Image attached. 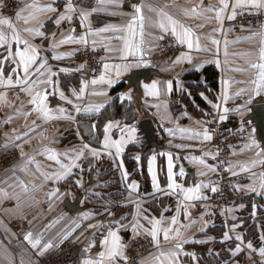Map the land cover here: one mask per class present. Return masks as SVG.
Segmentation results:
<instances>
[{"label": "crops", "instance_id": "crops-1", "mask_svg": "<svg viewBox=\"0 0 264 264\" xmlns=\"http://www.w3.org/2000/svg\"><path fill=\"white\" fill-rule=\"evenodd\" d=\"M32 3L51 5L57 11L38 13L37 18L26 25L23 20H17L16 14L27 16L34 12L27 7ZM67 3L68 0H21L14 14L0 12V17L10 19L21 36L38 49V60L28 73L30 82L37 80L36 70L41 62H46L47 69L56 73L51 77V84L37 83L31 94L22 91V86L0 85V150L17 152L16 158L0 169V264H41L42 256L67 241H75L79 246L74 264L97 261L99 254L106 252L101 241L107 237L111 242L109 231L117 232L125 252L128 240L134 236L143 234L152 239L149 232L153 219L161 221L160 229H172L170 237H174L177 230L180 237L166 241L160 231L158 247L152 241L150 251L139 259L125 262L117 257L116 264H169L170 261L175 264H253L254 257L264 258L259 254L264 248V190H260L259 179L264 172V166L259 163L264 158V148L255 125L243 121L254 104L264 102V91L255 94L253 81L258 70L251 67L259 62L264 8H253L245 3L234 9L236 0H227L228 7L218 22L216 11L222 7L220 0H71L75 8L72 13L65 12ZM133 5L142 6L144 16L143 37L139 35V22L135 37V42L142 41V55L124 60L121 59L126 52L124 39L112 37L132 38L127 25L134 15ZM209 6L212 11L206 10ZM193 8L195 12L191 11ZM243 9L262 15L258 27L224 26L230 15ZM82 12L87 14L83 21ZM161 13L191 29L194 44L199 37V50L195 46L191 50L187 47L184 53L157 61V39L166 33L174 36ZM61 14L72 18L57 25L55 21ZM41 21L44 22L43 36L23 31L25 27H39ZM160 21H164L166 30L159 28ZM110 26L119 31H99ZM4 31L11 34L7 26ZM85 39L87 43L83 42ZM86 45L103 47L104 65H109L90 78L82 73V65L75 59L76 52ZM15 50L13 42V56L5 59L7 46L0 47L5 81L12 69L17 68L12 76L13 85L17 76H24L14 56ZM53 56L60 58L53 59ZM187 57L191 58L190 62ZM141 59L147 67L132 66L122 75H116V65H134ZM148 67L155 68L161 75L140 80L139 90H135L128 76ZM47 69H41L45 75L39 80L47 79ZM193 73L199 74L197 79L190 77ZM101 75L113 83L93 85L91 81L99 80ZM153 81L160 89L159 96L145 92L144 85H151ZM37 91L47 96L49 115L56 118L45 119L33 110L36 106L30 101ZM172 98L185 101L190 108L188 112L182 116L172 115L168 109ZM127 109L134 110L130 120H127ZM102 113L108 116L98 135L97 121ZM220 115L226 119L221 121ZM141 118L151 119L161 145L147 154L146 179L142 178L143 136L137 126ZM213 119L222 125L232 123V127L244 133L228 159L229 169L233 175L236 173L238 183L233 200L225 206L213 201L212 189L217 187L212 165L214 149L210 140L204 139L206 124ZM109 124L106 133L105 127ZM126 127L136 129L135 140L128 141L129 133L122 131ZM106 135L108 148L104 147ZM122 139L128 142L117 155L115 144ZM85 144L89 145L88 149L83 147ZM130 145L138 148L132 170L127 169L123 158ZM90 149L95 150V154ZM81 151L83 155L76 160ZM50 152L56 154L60 164L71 165L75 161L78 166L72 167L63 179H57L55 174L64 169L56 160L48 158ZM169 157L175 183L180 186L175 190L168 187ZM200 160L204 163H199ZM135 170L142 179L131 176ZM153 175L158 188L153 186ZM133 184L135 189L131 188ZM197 185L200 186L198 191L187 192ZM252 187L257 188L259 194L251 191ZM53 191L56 195L49 198L48 193ZM188 195L193 198L185 199ZM78 198L81 199L78 212H69L64 202L75 203ZM173 217L176 218L174 225ZM13 222L19 223L17 230L11 226ZM133 225H136L135 230ZM27 233L32 234L33 240L39 238L36 248L25 240ZM45 244L51 247L41 251ZM237 247L241 249L239 252H236ZM104 264L111 262L105 259Z\"/></svg>", "mask_w": 264, "mask_h": 264}, {"label": "snow or ice", "instance_id": "snow-or-ice-1", "mask_svg": "<svg viewBox=\"0 0 264 264\" xmlns=\"http://www.w3.org/2000/svg\"><path fill=\"white\" fill-rule=\"evenodd\" d=\"M220 3L222 5V7L218 11H216V19L218 22L221 21V13L224 11V9H226L228 7L227 0H220ZM245 3L250 5L253 8H264V0H236V4L233 5V8L235 9L236 7L242 6ZM27 7L33 8L35 11L32 13H29L27 16H22L20 12H18L16 14L17 20H23V23L26 25L29 24V22L31 20H35L37 18L38 13H48V12H56L57 11V9L55 7H52L51 5L40 6L36 3H32V4L27 5ZM133 9H134L133 18L129 22V24L127 25V31L131 34L132 38L128 39L125 37H112L113 39H124L126 52H125V55L123 57H121V59H124V60H127V58L129 56H136L138 54L142 55V53H141L142 41H141V43L135 42V37L137 36V32H136L137 22H139V24H140L139 35L141 37H143L144 16L142 14V6L133 5ZM150 10H152V9L150 8ZM206 10L212 11L213 9L211 6H209ZM74 11H75V8L72 5L71 0H68V3L65 6V12L66 13H72ZM191 11L195 12L196 9L193 8ZM161 14L165 16V18L167 20V25L170 26L172 34L174 36H176L178 40H180L182 43H186L187 47L190 50L193 49L194 46L197 50H199V37L195 38V44H194V41H193V35L194 34L191 31V29L185 28L182 24H180L178 21L173 19L171 16H167V14H164V13H161ZM234 15H235V13H233V15H230L228 17V19L229 20L233 19ZM81 16H82V21H83V19L87 18L86 13L82 12ZM71 18H72L71 15L61 14L59 16V18L56 19L55 23L57 25H59L61 23V21H63V20H69L70 21ZM43 23L44 22L41 21L39 24V27H25L23 29V31L26 33H29V34H34L35 36H43L44 33L41 31V28L43 27ZM4 26H7V28L11 29L10 35H9V33L4 31ZM158 26L161 30H166V25H165L164 21H160ZM109 30L119 31V29H116L115 27H112V26H110L109 28L100 29L99 31H109ZM91 34L95 35V33H91ZM259 35L261 36L260 49H259V62L251 65V67L253 69L258 70L256 80L253 81V83L256 86L255 87V94L256 95H260L261 91H264V32L259 33ZM161 39H162V37H161ZM13 42L16 45V50H15L14 56H15V58H18V62H19L18 67L23 70L24 76L23 77L17 76V79L15 81V85H13L12 76H13V74H15L17 72V68H13L12 72L7 76V79L5 81L4 69L2 67L3 61H0V85L7 83L8 86H22L21 87L22 91H25V92L31 94L33 91V86L35 84H37V83L51 84L53 82L51 77L55 76L56 73L52 72L51 69H47L46 62H41L39 64V67L36 70L37 80L30 82L28 73H29V69L31 68V66L36 64V62L38 60V49L34 45H32L28 39H25L21 36L19 30L13 25V23L11 22L10 19L0 17V47L6 45L7 51H8V56L5 57V59H8L9 57L13 56V52H12ZM63 42L64 41H61V43H63ZM83 42L87 43V40L85 39ZM213 43H218V42L213 41ZM20 45H23V48H21ZM59 58L60 57L53 56V59H59ZM187 59L190 62L191 58L187 57ZM179 60H180V58H177L176 62H179ZM132 66L147 67L148 65L146 63H144L142 59L140 61L135 62L134 65H129L128 63H125L123 65H116L115 66L116 70H117L116 75L117 76L122 75L123 73L127 72L129 70V68ZM104 68L108 69L109 65L105 64ZM41 69H47L48 76H47V79H45V80H39L40 76L45 75V72L41 71ZM61 71H66V70L61 69ZM91 83L93 85H95L97 83H107V84L111 85L113 83V81L111 79L105 80L104 76L101 75L99 80L94 79L91 81ZM144 88H145V92L147 95H153V96H159L160 95V89L158 88L156 81H153L151 83V85H144ZM171 88H172V84H171V82H169L168 83V90L171 91ZM81 91H83V88L81 89ZM95 94L102 95L104 93H95ZM60 95H61V98L64 99L63 93H61ZM227 99H228V97L225 96V100H227ZM46 100H47V96L44 94H41V92L37 91L36 94L34 96H32L30 103H32L33 105L36 106L33 110L40 112L45 119L56 118V117H51L49 115V109L46 107ZM68 102L71 103V101H68ZM214 107H218V106H214ZM60 111L63 112L64 110L60 109ZM77 111H79V108H77ZM224 111L227 112L228 109L225 108ZM236 111L240 112L239 109H237ZM240 114L242 115V113H240ZM219 119L221 121H223L226 119V117L224 115H220ZM110 126H111V124L106 125V127H105L106 133H107L108 128ZM125 130L129 133L128 141L135 140L136 129L134 127H126V129H122V131H125ZM196 135H199V133H196ZM17 139H20V137H17ZM204 139L205 140L211 139V136L207 133V130H205ZM128 141H125L122 139L121 141L116 142L115 148H116L117 155H119L123 151L122 145L124 143H127ZM255 143H256L255 139H252V144L255 145ZM109 146H110L109 141H108V138L106 135L105 141H104V147L108 148ZM83 147L85 149H88L89 145L85 144ZM90 150L93 151V153L95 154V150H92V149H90ZM82 155H83V152L81 151L80 153H78L76 155V160H79L80 156H82ZM257 155H260V153H257ZM48 158L52 159V160H56V163L60 164V161L57 159L55 153L50 152ZM199 163L203 164L204 161L200 160ZM259 163L264 165V160L259 161ZM255 164H256V161H253V165H255ZM77 166L78 165L75 163V161H73L71 163V165L60 164V167L62 169H64V171L61 173H56L55 174L56 178L57 179H63L65 176L70 174V170L72 167H77ZM121 167H122V165H121ZM244 170L247 171L248 169L244 168ZM181 174H183V169H181ZM235 174L236 173H234V175ZM42 175H44V174L42 173ZM126 175L127 174L125 173V176ZM45 178L47 179L48 177L46 176ZM259 179H260V190H264V172H261ZM168 180H169L168 187L170 189L175 190L176 188L180 187L179 185H177L175 183V180L173 177V164L171 161V157H169V163H168ZM153 186H154V188H158L155 175H153ZM199 187L200 186L197 185L196 188H194V189L190 188L187 190V192L188 193L196 192V191H198ZM131 188L135 189L136 185L135 184L131 185ZM250 190L258 193V189L255 187L250 188ZM56 191H58V189ZM56 191L48 193L49 198H51L52 196H55ZM181 191H184V189L181 188ZM212 191L215 192L216 189L213 188ZM192 198L193 197L191 195H188L185 197V199H192ZM196 198L198 199L199 197H196ZM185 216L186 217L188 216L187 212H185ZM175 223H176V218L173 217L172 218V224L174 225ZM151 224H152V228H151L149 234L151 235L152 241L154 242V244H156L157 247L159 246L158 233L160 231H163V238L166 241L169 239H174V238L180 237V235H181V233L177 230L175 232V236L170 237L169 232H171L172 229L171 228L160 229L158 227L161 224L160 220L153 219L151 221ZM89 227H93V226L89 225ZM135 228H136V225H133L134 230H135ZM108 237L111 238V242H109V239L107 237L101 241V245L106 247V252H102L99 254L100 259L97 261L85 260V261H83V264H104L105 259H107L109 262H111V264H116L117 257L125 260V262L127 261V257L125 256V254L123 252V245L120 243V237L118 236L117 232L109 231ZM225 239H228L227 234H225ZM237 239H240V238L237 237ZM262 239H264V237H262ZM25 240L28 241V243L31 244V246L33 248H36L37 245L40 243L39 238L33 240L31 233H27L25 235ZM48 247H51V245L45 244L43 246V248L41 249V251L46 250ZM176 247L179 248L180 244L178 243L176 245ZM248 247L249 248L252 247L251 243H249ZM240 250L241 249L239 247H237L236 252H239ZM259 254L264 256V248H261L259 250ZM173 255H175V254H173ZM169 264H175V262L170 261Z\"/></svg>", "mask_w": 264, "mask_h": 264}, {"label": "built area", "instance_id": "built-area-1", "mask_svg": "<svg viewBox=\"0 0 264 264\" xmlns=\"http://www.w3.org/2000/svg\"><path fill=\"white\" fill-rule=\"evenodd\" d=\"M21 0H1L0 12L3 14H14ZM262 20V15L250 9L238 11L234 18L227 20L224 26L229 28L250 27L256 28ZM162 37V39H161ZM159 52L158 56L169 57L178 55L187 51V46L179 42L169 33L161 35L157 40ZM105 55L103 47L86 45L75 54V59L82 65V73L87 77L99 75L102 71ZM169 112L174 116H182L188 112L186 105L178 98H172L168 103ZM206 130L211 136L209 144L214 149L212 165L217 180L216 191L213 201L218 206H225L233 200V194L236 190L238 178L233 175L229 169L228 159L232 150L240 144L244 133L242 129L222 128L220 122L216 119L206 124ZM16 150H0V169L5 168L16 158ZM11 226L14 229L19 228V223L13 222ZM152 239L146 235H137L130 238L126 244L125 256L129 261H135L146 254L152 248ZM79 256V246L75 241L63 242L53 251L42 256L41 264H74ZM253 264H264V258L259 256L253 258Z\"/></svg>", "mask_w": 264, "mask_h": 264}, {"label": "water", "instance_id": "water-1", "mask_svg": "<svg viewBox=\"0 0 264 264\" xmlns=\"http://www.w3.org/2000/svg\"><path fill=\"white\" fill-rule=\"evenodd\" d=\"M161 73L155 68H142L133 71L127 78L130 85L135 89L139 90L140 80H150L152 77H159ZM244 122H251L255 125L257 130V137L263 145L264 148V102L256 103L251 107L249 114L244 118ZM141 135L143 136V146L141 148V153L144 154L149 149H156L161 147L158 143L153 123L150 118H141L138 120L137 124ZM264 160V158H263ZM264 166V165H263ZM71 203L69 200L64 202L65 208L71 212L76 213L79 210V202Z\"/></svg>", "mask_w": 264, "mask_h": 264}, {"label": "trees", "instance_id": "trees-1", "mask_svg": "<svg viewBox=\"0 0 264 264\" xmlns=\"http://www.w3.org/2000/svg\"><path fill=\"white\" fill-rule=\"evenodd\" d=\"M208 68H206L205 69V71L206 72H208V70H207ZM198 75L199 74H197V73H193V74H191L190 75V77H194V78H198ZM186 76V75H185ZM212 83H213V81H212ZM214 84H215V82H214ZM121 87V86H120ZM178 98H180V97H178ZM180 100V99H179ZM181 101V100H180ZM181 102H183L185 105H186V107L188 108V109H190L189 108V106H188V104L185 102V101H181ZM127 114H128V118H127V120H130V115H132V114H134V110H132V109H127V112H126ZM107 114H105V113H102V114H100L98 117V121H97V126L99 127V132H98V135H100V131H101V126H102V124H103V122L107 119ZM135 118V116L133 117V119ZM132 119V120H133ZM231 124L232 123H229V124H226V126H227V128L226 129H236V127H232L231 126ZM99 137V136H98ZM136 150H138V148H136L135 146H132V145H130V147H128V149H127V151H126V154L123 156V158H124V162H125V165H126V167H127V169L128 170H132V168L135 166V161H134V156H135V151ZM153 149H149V150H147L142 156H141V159H142V167H143V175H142V178H144V179H146V177H147V174L145 173V165H146V157H147V154L150 152V151H152ZM132 177L134 176H136V177H138V178H141V176H140V174L139 173H136V170L135 171H133V173H132V175H131ZM141 178V179H142ZM263 228H264V226H263Z\"/></svg>", "mask_w": 264, "mask_h": 264}, {"label": "rangeland", "instance_id": "rangeland-1", "mask_svg": "<svg viewBox=\"0 0 264 264\" xmlns=\"http://www.w3.org/2000/svg\"><path fill=\"white\" fill-rule=\"evenodd\" d=\"M157 40H158V39H157ZM159 51H160V50H158V52H159ZM158 52H157V53H158ZM157 53H156V54H157ZM102 59H105V58L103 57ZM163 59H165L163 56H158V58H156L157 61H163ZM103 66H104V61H103ZM103 66H102V67H103ZM102 69H103V68H102ZM100 73H101V71H100ZM100 73H99V74H100ZM221 126H222V128H227V126H226L225 124H223V125L221 124ZM4 151H5V150H4Z\"/></svg>", "mask_w": 264, "mask_h": 264}]
</instances>
